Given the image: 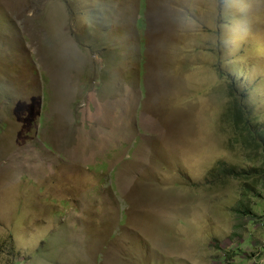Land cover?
Listing matches in <instances>:
<instances>
[{
  "label": "rangeland",
  "instance_id": "rangeland-1",
  "mask_svg": "<svg viewBox=\"0 0 264 264\" xmlns=\"http://www.w3.org/2000/svg\"><path fill=\"white\" fill-rule=\"evenodd\" d=\"M0 264H264V0H0Z\"/></svg>",
  "mask_w": 264,
  "mask_h": 264
},
{
  "label": "trees",
  "instance_id": "trees-1",
  "mask_svg": "<svg viewBox=\"0 0 264 264\" xmlns=\"http://www.w3.org/2000/svg\"><path fill=\"white\" fill-rule=\"evenodd\" d=\"M234 105H235V103L233 104V107H234ZM233 107H232V110L230 111V117H229L230 123L232 125H235V127L241 128L240 135L242 136V138H244V136H245L242 131L246 132L251 138H254V134H252L249 127L243 123V120H244L243 112L240 109H238L236 106L234 108ZM250 124H251V121H250ZM249 145H251V144H249Z\"/></svg>",
  "mask_w": 264,
  "mask_h": 264
},
{
  "label": "crops",
  "instance_id": "crops-1",
  "mask_svg": "<svg viewBox=\"0 0 264 264\" xmlns=\"http://www.w3.org/2000/svg\"><path fill=\"white\" fill-rule=\"evenodd\" d=\"M84 114H85V112H84Z\"/></svg>",
  "mask_w": 264,
  "mask_h": 264
}]
</instances>
